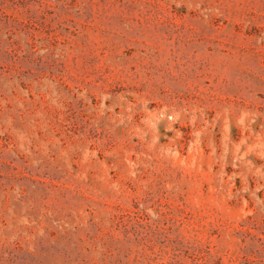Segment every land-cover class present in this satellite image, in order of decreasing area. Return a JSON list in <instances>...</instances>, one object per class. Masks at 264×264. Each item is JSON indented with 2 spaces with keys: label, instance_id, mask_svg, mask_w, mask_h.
<instances>
[{
  "label": "rangeland",
  "instance_id": "374dc122",
  "mask_svg": "<svg viewBox=\"0 0 264 264\" xmlns=\"http://www.w3.org/2000/svg\"><path fill=\"white\" fill-rule=\"evenodd\" d=\"M0 264H264V0H0Z\"/></svg>",
  "mask_w": 264,
  "mask_h": 264
}]
</instances>
